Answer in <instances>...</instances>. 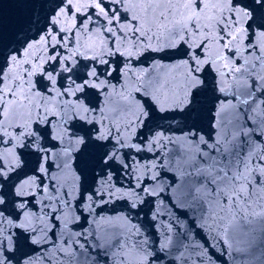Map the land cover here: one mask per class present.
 <instances>
[{
	"label": "snow or ice",
	"instance_id": "1",
	"mask_svg": "<svg viewBox=\"0 0 264 264\" xmlns=\"http://www.w3.org/2000/svg\"><path fill=\"white\" fill-rule=\"evenodd\" d=\"M0 264H264V0H0Z\"/></svg>",
	"mask_w": 264,
	"mask_h": 264
},
{
	"label": "water",
	"instance_id": "2",
	"mask_svg": "<svg viewBox=\"0 0 264 264\" xmlns=\"http://www.w3.org/2000/svg\"><path fill=\"white\" fill-rule=\"evenodd\" d=\"M38 13H39V9L35 10L32 13V16L34 17ZM4 16L6 22L11 27H15L19 23L26 21L27 17L29 16V12L25 8H19L15 4H11L9 7L5 8Z\"/></svg>",
	"mask_w": 264,
	"mask_h": 264
}]
</instances>
